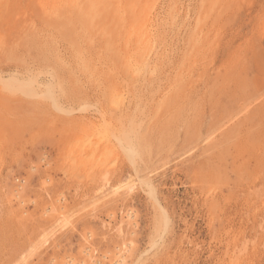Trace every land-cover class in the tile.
Masks as SVG:
<instances>
[{"label": "rangeland", "instance_id": "1", "mask_svg": "<svg viewBox=\"0 0 264 264\" xmlns=\"http://www.w3.org/2000/svg\"><path fill=\"white\" fill-rule=\"evenodd\" d=\"M7 1L0 74L39 78L36 95L0 82V264H115L120 255L126 264H264V0H204L199 48L191 41L202 0H157L158 43L167 41L158 44L159 70L137 85L120 77L121 109L76 69L55 0ZM50 32L61 64L29 42ZM102 115L116 128L136 118L146 133L136 161L116 141L111 157L85 152L84 125ZM107 171L110 185L99 191ZM124 181L131 191H116Z\"/></svg>", "mask_w": 264, "mask_h": 264}, {"label": "bare ground", "instance_id": "2", "mask_svg": "<svg viewBox=\"0 0 264 264\" xmlns=\"http://www.w3.org/2000/svg\"><path fill=\"white\" fill-rule=\"evenodd\" d=\"M205 1L207 2V0H205ZM205 1L204 0L201 1V2H203L202 7L200 8L201 9L200 10L201 13L199 14L200 16H197V17H199L197 20H198L199 27H200L199 30L197 31L196 35H195L197 37H194L192 39V41H191V42L194 43V46L197 47V48H199V46L202 45L203 39H204L203 35H202L204 33V32L202 33V31L204 29L202 27L204 26V3H206ZM156 2H157V0H64V2L62 0H60V1L59 0H55L54 1L52 14L55 15L56 17H60V18L66 19V21L68 23L67 24L68 27L66 29H63L60 34L64 35L66 37V40L69 41V43H70V45L72 47L73 55H74L75 60H76V69L86 73L88 75V77H90L93 81L97 82L98 88H100L102 85H105L108 88V91L109 90L111 91V93H110L111 97H110V99L109 98L108 99H109V103H112V105L115 107V109L116 108H118V109L124 108V106L126 104L125 95H124L125 93H123V91H122V86H123L122 84L123 83H122V80H120L121 79L120 77L124 76L125 78H127L130 81L131 84H136L138 81L140 82L141 79H145L147 77V75H149V74L150 75L151 74L155 75L154 73H156L159 70L158 69V61L156 62V58L155 57H156V54L158 52V44L162 43L165 40V38H164V40H162V42L158 43L159 41H161V39H162L161 37L162 36L160 35L161 32H159V26H160L159 20L160 19H158L159 17L157 18V14H155ZM8 7H9V2L7 0H0V19H1L2 16L5 15L4 13L8 10ZM174 7H172V8H174ZM174 14H175V12H174ZM194 15H196V14H194ZM181 20H182V18H181ZM173 21H174V19H173ZM196 26H198V25H196ZM200 33H202V34L200 35ZM45 36H46V38L43 39L42 42H39L38 40H35L33 38H29V42L39 52V56L40 57L41 56L42 57L45 56V54H47V53H51L53 55V57L57 58L56 64L57 63L61 64L63 62V59L61 58L60 53L57 50V47L55 46V42L53 41L55 39V37L53 36L52 32H50V34H47ZM159 36H161L160 40H159ZM163 37H164V35H163ZM165 42H167V41L163 42L164 46L166 45ZM182 43H183V41H182ZM159 46H161V45H159ZM187 46H188V48H190L189 45H187ZM161 50H163V49H161ZM187 53H188V50H187ZM187 55H190V53L187 54ZM50 57H51V55H50ZM162 57H163V55H162ZM182 59H184V58H182ZM98 60L105 61V64H104V67H103L102 71L98 67V62H99ZM41 61H42V59H41ZM43 62H44V64L46 63L44 58H43ZM159 62H160V60H159ZM51 63H53V62H51ZM53 64H55V63H53ZM56 64H55V66H56ZM100 64H101V62H100ZM194 64H196V63H194ZM181 65H182V63H181ZM183 66H184V64H183ZM47 67H49V66H47ZM179 68H180V66H179ZM175 69H177V68H175ZM37 71H39V70L37 69ZM41 71H42V69H41ZM162 72H163V70H162ZM38 74H37V76L39 78ZM184 74H182V75H184ZM158 75H161V74L159 73ZM192 75H194V74H192ZM54 76H55V74H54ZM178 76L179 77H177L175 79L174 83L173 84L171 83L173 85L172 88L175 91V94L177 96L180 95V92H182L181 90H183L182 88H183V83H184L182 77H180V75H178ZM36 77L35 78L29 77L28 79L23 80V79H20V78L16 77L15 75H12V76H9L8 78H6L5 76H2L0 74V82H2L3 88L8 90V93L12 92V93H22V94H28V95H36L37 94L36 93L37 91H35L36 87H37V86L35 87V84L37 82V80H36L37 78ZM156 80H157V78H156ZM168 81L170 83V80H168ZM124 82H126V81H124ZM47 83H49V82H47ZM38 84H39V82H38ZM99 84H102V85H100V87H99ZM142 84L144 85L143 82H142ZM147 86H148V84H147ZM147 86H145V87L147 88ZM159 86H161V85H159ZM50 87L52 88V85ZM55 87H57L56 84H55ZM55 87H54V89H55ZM174 91H172V92H174ZM183 92H184V90H183ZM126 93H128V92H126ZM108 94H109V92L106 95H108ZM49 95L52 96V93L50 92ZM47 97H49V96H47ZM127 99H128V97H127ZM166 100H165V102H166ZM177 100H178V98H177ZM105 102H106V99H105ZM105 102H103V104ZM175 102H172V103H175ZM107 103H108V101H107ZM163 103H161V104H163ZM174 105L175 104H173V106ZM59 107H61V106H59ZM83 107H84V105H83ZM87 107H86V109H87ZM106 107L108 108V106H106ZM167 107H169V106H167ZM111 108L113 110V107H111ZM126 108H127V106H126ZM164 108H165V106H164ZM126 111H128V109ZM180 111H181V108H180L179 112ZM109 112L113 113L114 111H109ZM115 112H114V114L116 116H118V118H119V115H117L118 112L117 113H115ZM123 112H125V111H123ZM143 112H145V111H143ZM120 113H118V114H120ZM135 113H137V112H134L133 114H135ZM176 113L177 112H175V114ZM106 114H107L108 118L110 116H113V115H110V114H109L110 116H108V113H106ZM158 114H160V112ZM123 116H125V115H123ZM142 116H145V115H142ZM176 116L179 117V115H176ZM133 117H134V115H133ZM178 117L175 120H177ZM118 118L116 117V120ZM170 118H171V114H170ZM170 118H169V121H171L170 123L174 122V121L171 120L172 118L171 119ZM113 119H114V116H113ZM121 119H123V117ZM131 120L132 121L129 120L131 122V125L129 127H127L125 125H120L117 128L114 126V124L112 122H108L107 118L105 116H103V115H102V118L100 120H98V118H97V120H91L89 123H87L88 122L87 121L86 125H84L86 127V129L84 131L85 139L82 140L83 143L88 141L86 146H85V150H86L85 152L89 153V151H88L89 149L87 150V147L89 146L88 148H91L92 150L94 149L93 150L94 152H95V150H96V152L97 151H99V152L102 151V154H104L106 157H109L111 155V153L114 154V152H113L114 151V147L116 146L115 144L117 143L119 145V147L121 146V148H123L124 153L126 154V156H128V158L132 159L133 161H136L135 160L136 157L143 153L142 141L145 139L144 135L146 133L145 134L142 133V135L140 133H138L139 131H138V129H136L137 127L135 126V122H137V121H135L136 118H135V120L133 118H131ZM127 121H128V119H127ZM166 121L168 122V119ZM141 122L144 124V121H141ZM166 124H169V123H166ZM136 125H138V123ZM145 126H147V125H145ZM135 129L137 130V133H138L137 136L136 135H132V133L135 132ZM146 130L147 129L145 127V131ZM140 131H143V130H140ZM163 133L161 134L162 136H163ZM209 137H211V136H209ZM148 138L150 139V137H148ZM115 141H116V143H115ZM143 145H145V143ZM146 145L148 146V144H146ZM83 146L81 145V147H83ZM116 147H118V146H116ZM121 148H119V150ZM76 149L77 148H75V151H76ZM80 149H82V148H80ZM82 150H78L77 149L76 152L81 151V153H82ZM146 151H148V148L146 149ZM72 152H73V150H72ZM92 154H93V152H92ZM113 154H112V156H113ZM130 159L128 161H131ZM134 165H133V167H134ZM109 174L110 173H108V171H107V172H104L103 175L101 176L100 183H99V186H98L99 187V191H103V190L105 191L109 187V185H110ZM147 179L148 178H146V181H143V180H141V181H143V183L146 184V187L148 186V187H150V189L152 188L151 190L153 191L154 187L152 186V181L151 180L148 181ZM129 184L130 183H125V181L123 183L121 182L120 184H118L116 186L115 190L116 191H120L121 189H127V190L131 191L132 187H130ZM157 197H158V195H157ZM160 205H161V202H160ZM164 220H165V217H164ZM154 223H155V221H154ZM120 227H121V225L119 226L118 229H120ZM120 231H121V229H120ZM127 251H128V249H127ZM238 252H240V251H238ZM92 260H93V258H92ZM239 260H237V261H239ZM126 262H127L126 255H120L119 258L116 259L115 264H126Z\"/></svg>", "mask_w": 264, "mask_h": 264}]
</instances>
